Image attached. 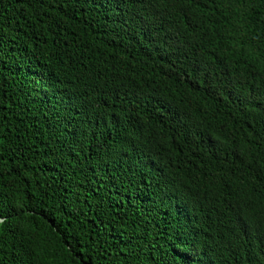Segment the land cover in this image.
I'll return each instance as SVG.
<instances>
[{
  "label": "trees",
  "instance_id": "16d2710c",
  "mask_svg": "<svg viewBox=\"0 0 264 264\" xmlns=\"http://www.w3.org/2000/svg\"><path fill=\"white\" fill-rule=\"evenodd\" d=\"M0 264H264V0H0Z\"/></svg>",
  "mask_w": 264,
  "mask_h": 264
},
{
  "label": "water",
  "instance_id": "95a60500",
  "mask_svg": "<svg viewBox=\"0 0 264 264\" xmlns=\"http://www.w3.org/2000/svg\"><path fill=\"white\" fill-rule=\"evenodd\" d=\"M2 220L0 219V222H1Z\"/></svg>",
  "mask_w": 264,
  "mask_h": 264
}]
</instances>
